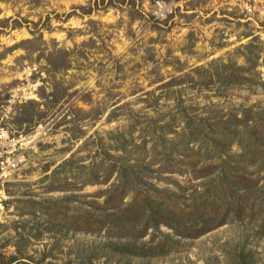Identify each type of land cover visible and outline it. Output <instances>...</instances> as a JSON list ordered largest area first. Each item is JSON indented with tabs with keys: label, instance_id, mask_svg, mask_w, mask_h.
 I'll return each mask as SVG.
<instances>
[{
	"label": "rangeland",
	"instance_id": "obj_1",
	"mask_svg": "<svg viewBox=\"0 0 264 264\" xmlns=\"http://www.w3.org/2000/svg\"><path fill=\"white\" fill-rule=\"evenodd\" d=\"M231 115L264 136V0H0V120L35 140L0 208V264H264L256 208L190 230L104 225L120 160L154 159L157 187L219 207L200 194L229 150L200 178L177 134ZM250 150L243 187L264 180V143Z\"/></svg>",
	"mask_w": 264,
	"mask_h": 264
},
{
	"label": "trees",
	"instance_id": "obj_2",
	"mask_svg": "<svg viewBox=\"0 0 264 264\" xmlns=\"http://www.w3.org/2000/svg\"><path fill=\"white\" fill-rule=\"evenodd\" d=\"M250 52L252 53V49H250ZM238 75L242 76H238L236 78L237 81L247 79V76L241 73ZM229 118L228 120L221 118L219 122H210V124L207 120L191 124L190 128L182 129L177 134V138H188V141L184 142L183 146L186 147L184 148L186 151H192L189 154L193 156L190 162L191 167H197L199 163H203L202 160H208L207 162L213 163L217 155L224 157L223 152L229 150V152L227 151L226 158H223L220 162L222 165H219L220 169L217 176L208 180L209 182H207L205 190L200 194V196L205 195L206 197L215 199L217 197L222 201L219 207L212 210L215 213L214 216H210L212 211L206 208L207 205L204 201L196 202V207L193 206V203L187 205L182 202L180 195L157 187L156 183L151 179V175H153L151 168L154 159L148 163L149 168L146 170V163H133L128 160H120L118 164H115L117 174L113 186L105 191V194H107L105 199L106 208H110L113 212L106 214L104 225L112 226L116 221L119 224L118 226H127L135 230L140 227L141 223V228L146 223L156 233L160 231L162 224L172 225L175 229L180 227L184 230H190L191 228L195 229L198 222L202 221V224H204L210 220L213 222L214 219H217L218 221L213 224L214 227V225H220L227 220L226 217L220 218L217 211L222 206L229 205L232 208H228L227 215L233 213L232 220L234 221L239 218L237 211L242 207L256 208V213L259 214L257 222L259 226L264 228V180L260 184L261 181L258 178L252 183L254 186L250 187H243L240 184L242 179L253 178V172L247 170L248 164H251L246 158L249 153L247 149L250 150L253 147L250 153L253 152L254 154L261 155L260 144L264 143V136L262 137V134L258 130V122L249 128V119L248 121H244L245 125L240 124L239 128H233L234 130H232L231 125L234 127L239 126L235 124L236 122L230 123L232 122L230 120L237 119V116L231 115ZM221 124L223 127L220 126ZM198 140L200 144L197 151H194L198 144L196 141ZM234 142L239 143L243 147L241 152H231ZM172 150L177 149L172 148ZM202 151L204 152L202 153ZM108 167L111 169L110 164H107ZM202 167L200 171L194 170L197 177L210 178L209 176L215 173V170H213L215 166H206L203 163ZM170 169L166 170L174 172ZM252 187L258 188V191H260L256 198H253L249 192ZM130 194L131 199L129 202H125V197L130 196ZM207 203L216 205L214 200L210 201L208 198ZM234 207L235 209L231 211ZM197 231L201 232V230ZM134 249L136 254L145 253L143 249L137 250L135 246Z\"/></svg>",
	"mask_w": 264,
	"mask_h": 264
},
{
	"label": "built area",
	"instance_id": "obj_3",
	"mask_svg": "<svg viewBox=\"0 0 264 264\" xmlns=\"http://www.w3.org/2000/svg\"><path fill=\"white\" fill-rule=\"evenodd\" d=\"M164 9L160 4L156 12L159 14ZM164 11L161 15H168V8ZM34 147L35 140L30 133L12 128L0 120V208L8 198L9 185L21 175L28 162V153Z\"/></svg>",
	"mask_w": 264,
	"mask_h": 264
}]
</instances>
